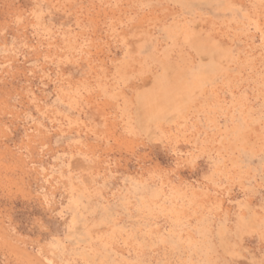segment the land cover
<instances>
[{"label": "rangeland", "instance_id": "1", "mask_svg": "<svg viewBox=\"0 0 264 264\" xmlns=\"http://www.w3.org/2000/svg\"><path fill=\"white\" fill-rule=\"evenodd\" d=\"M0 264H264V0H0Z\"/></svg>", "mask_w": 264, "mask_h": 264}]
</instances>
